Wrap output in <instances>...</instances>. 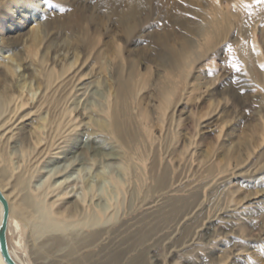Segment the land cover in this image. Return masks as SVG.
Instances as JSON below:
<instances>
[{
    "label": "bare ground",
    "instance_id": "bare-ground-1",
    "mask_svg": "<svg viewBox=\"0 0 264 264\" xmlns=\"http://www.w3.org/2000/svg\"><path fill=\"white\" fill-rule=\"evenodd\" d=\"M33 4L28 1L23 13L31 11ZM226 23V16L218 15L202 29L200 51L188 45L165 57L167 72L159 84H154L153 110L144 108L141 93L145 83L127 72L129 66L122 61L120 51L113 59L102 50L90 51L82 60L77 57L57 67L48 63L53 43L48 41L49 32L45 30L42 38L32 33L28 58L36 64L38 77L28 78L31 88L27 79L16 88L6 83L5 76L0 92V192L8 203L7 244L16 264L34 263L27 247L42 259L62 254L67 264H155L157 227L169 221L170 214L176 215V222L184 227L177 241H172L169 257L179 260L190 246H200L199 230L193 234L195 227L188 228V224L203 214L199 213L206 202H201L205 186L193 184L184 189L183 175L172 176L175 139L170 138L168 125L174 120L172 97L188 77L191 62L215 46ZM95 61L103 70L110 66L111 91L99 108L80 113L70 103L78 96V87L93 75L90 64ZM19 62L26 70L23 60ZM6 66L7 75L15 76L14 61ZM156 111L165 125L159 134L154 128L161 123L154 127L152 119ZM89 114L94 117L87 123L92 128L88 137L94 136L98 142L80 140L82 117ZM34 117L30 129L27 123ZM78 152L82 159L76 158ZM263 169L250 166L235 177L249 174L256 178ZM68 185L72 186L70 191ZM78 185L81 187L74 191ZM251 208L249 204L234 212L218 210L208 214L207 220L217 228L227 224L239 227L235 213ZM3 217L0 203V227ZM169 229L162 237L169 234ZM243 232L240 228L239 234ZM216 239L205 247L212 249L213 243L220 241ZM222 252L225 260H230L244 251L229 252L226 245ZM0 264H6L1 250Z\"/></svg>",
    "mask_w": 264,
    "mask_h": 264
},
{
    "label": "rangeland",
    "instance_id": "rangeland-1",
    "mask_svg": "<svg viewBox=\"0 0 264 264\" xmlns=\"http://www.w3.org/2000/svg\"><path fill=\"white\" fill-rule=\"evenodd\" d=\"M28 1L34 7L23 13ZM218 15L227 18L224 31L211 50L191 62L188 77L172 97L174 120L168 125L169 136L175 139L172 176L183 175L184 189L193 184L205 186L201 202H206L199 213L203 214L188 224V228L195 227L193 234L199 230L200 246H190L179 260L169 257V247L184 227L176 222V215L170 214L169 221L157 227L155 264H264V169L256 178L249 174L235 177L250 166H264V0H0V92L5 76L6 83L13 87L27 79L31 88L28 78L39 75L36 64L28 58L31 36L35 31L42 38L46 30L48 41L53 42L48 63L57 67L77 57L82 60L83 54L90 51L102 50L109 59L120 51L122 61L129 66L127 72L145 83L142 104L150 110L155 101L153 89L167 72L165 57L188 45L200 51L202 29ZM19 60H23L26 70ZM11 61L16 67L13 77L7 75L6 65ZM90 67L93 75L78 87V96L70 103L80 113L99 108L113 84L110 66L103 70L95 61ZM32 85L35 88V83ZM152 114L155 127L161 121L158 111ZM93 115L82 117L84 126L79 134L86 143L99 140L88 137L92 128L87 123ZM34 120L27 123L28 128H33ZM161 127L165 125L154 128L156 134ZM80 154L76 153V158L82 159ZM72 186L68 185L69 191ZM249 204L253 208L235 213L239 227L227 224L217 228L208 223V214L228 209L234 212ZM168 228L172 232L165 239L162 236ZM240 228H244L241 234ZM216 237L220 241L213 243L212 249L205 247ZM225 244L229 252H244L225 260ZM202 246L206 248L203 251ZM29 249L34 261L31 264L68 262L62 254L42 259Z\"/></svg>",
    "mask_w": 264,
    "mask_h": 264
},
{
    "label": "water",
    "instance_id": "water-1",
    "mask_svg": "<svg viewBox=\"0 0 264 264\" xmlns=\"http://www.w3.org/2000/svg\"><path fill=\"white\" fill-rule=\"evenodd\" d=\"M0 203L3 205V209H4V217H3V221L0 227L1 254L6 264H16L11 258V255L8 250V244H7V222L8 221L7 220H8V215H9V209H8V203L1 192H0Z\"/></svg>",
    "mask_w": 264,
    "mask_h": 264
}]
</instances>
